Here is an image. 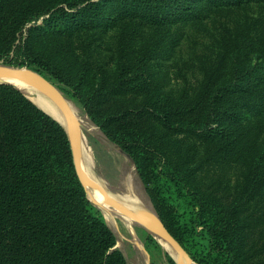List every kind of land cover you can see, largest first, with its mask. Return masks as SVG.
Returning <instances> with one entry per match:
<instances>
[{"label": "trees", "instance_id": "16d2710c", "mask_svg": "<svg viewBox=\"0 0 264 264\" xmlns=\"http://www.w3.org/2000/svg\"><path fill=\"white\" fill-rule=\"evenodd\" d=\"M211 20L171 85L179 30ZM2 60L82 106L196 263L264 264V0H0ZM117 243L65 127L0 83V264H128Z\"/></svg>", "mask_w": 264, "mask_h": 264}, {"label": "rangeland", "instance_id": "374dc122", "mask_svg": "<svg viewBox=\"0 0 264 264\" xmlns=\"http://www.w3.org/2000/svg\"><path fill=\"white\" fill-rule=\"evenodd\" d=\"M215 31L216 27L213 20L205 23L202 27L187 25L179 30V34L181 35L180 45L175 55L168 60L171 85L177 86L182 83L183 74L191 77L192 65L197 63L198 57L205 54V44L210 42L209 38ZM185 60H189V63L184 64ZM73 101L79 107L82 114L83 121L81 122L92 149L93 167L96 174L106 181L105 183L108 184L107 186L112 191H117L116 193L120 192V194L133 193L138 197L140 196L139 198L143 205L149 211L154 212L145 186L138 176L134 163L119 147L111 143L97 126L91 123L82 106L77 101ZM95 205L116 233L118 238L116 246L124 252L128 264H170L168 255L171 254L161 244L162 242H159L160 248L153 244H150V248L147 247L146 231L148 230L145 226L136 221L135 233H132L122 225V220L117 216L112 217L114 222H109L106 219L107 215L105 217L104 210L99 205ZM112 208L125 213L120 209Z\"/></svg>", "mask_w": 264, "mask_h": 264}, {"label": "water", "instance_id": "95a60500", "mask_svg": "<svg viewBox=\"0 0 264 264\" xmlns=\"http://www.w3.org/2000/svg\"><path fill=\"white\" fill-rule=\"evenodd\" d=\"M0 76H18L20 78H23L36 88L45 92L61 106L63 115H61L57 110L49 107L48 105H45L41 98L36 97V100L31 99L30 96L24 91L23 87L13 82L0 79V83H9L21 89L33 102H35L39 107L49 113L53 118H55L59 123H61L65 127L69 135L76 170L86 190H88V188L90 187L100 190L103 194H105L107 202L110 206L132 215L135 220L141 225L145 226L147 230L159 240L160 243L161 241L168 243L169 246H171L177 253H179L182 258H186L187 264H193L195 262V260L187 252L183 245L169 231L165 223L162 221L159 215L155 213V211H149V213L147 214L149 218L144 219V216H140L134 210L120 203L118 200L111 196L108 189L104 185H102L100 182L85 173V171L83 170L81 159V152L83 147V124L75 115L73 107L71 106V103L69 102L67 96L57 86L56 83H54L49 78L33 69H30L25 66L7 64L4 61H0ZM43 106L47 107L48 110L45 109ZM63 116L68 123V127H66L63 121L61 120L63 119ZM90 200L93 201L95 204L97 203L91 198ZM172 258L174 259L173 256Z\"/></svg>", "mask_w": 264, "mask_h": 264}, {"label": "bare ground", "instance_id": "6f19581e", "mask_svg": "<svg viewBox=\"0 0 264 264\" xmlns=\"http://www.w3.org/2000/svg\"><path fill=\"white\" fill-rule=\"evenodd\" d=\"M0 79L13 82V83L23 87L24 91L30 96L31 99L36 100L35 98L39 97V98H41V100H43L45 105H48L49 107L57 110L61 115H63V111H62L61 106L53 98H51L49 95H47L42 90L33 86L31 83H29L25 79L20 78L18 76H0ZM68 100L71 103V106L73 107L75 115L79 118L80 121H83L82 120V114H81L79 107L76 105V103L72 99L68 98ZM43 107L48 110L47 107H45V106H43ZM63 119H61V120L63 121L64 125L66 127H68V123H67L66 119L64 118V116H63ZM81 159H82L83 170L85 171V173L88 174L89 176H91L92 178H94L95 180H97L98 182H100L102 185H104L108 189V191L112 197H114L116 200H118L120 203H122L126 207L134 210L140 216H142V217L144 216V219L149 218L147 216V214L149 213V210L141 202V200L139 198L140 196L138 197V196L134 195L133 193L132 194L131 193L120 194V192L116 193L117 191L116 192L114 190L112 191L107 186L108 184L105 183L106 181L101 179L96 174V172L94 171V167H93L92 149L90 147V143H89L88 138L84 132V129H83V147H82V152H81ZM131 177H129V178H131ZM88 195L91 197L92 200L97 202L96 204L99 205L101 207V209L104 210L105 217L107 215L106 219L109 222H114V219L112 217L117 216L118 218H120L122 220V225H124L125 228H127L130 232L135 233L136 220L132 215H130L128 213L116 211L115 209H113L108 204L105 194H103L100 190H98L96 188H91V187L88 188ZM161 242H162V245H164V247L166 248V250L169 251L171 256L174 257V259L177 261V263L187 264L186 258H182L179 255V253H177L171 246H169L168 243H166L164 241H161ZM193 264H198V263L194 262Z\"/></svg>", "mask_w": 264, "mask_h": 264}]
</instances>
